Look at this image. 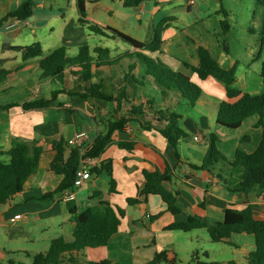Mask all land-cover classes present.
<instances>
[{"label":"crops","instance_id":"crops-1","mask_svg":"<svg viewBox=\"0 0 264 264\" xmlns=\"http://www.w3.org/2000/svg\"><path fill=\"white\" fill-rule=\"evenodd\" d=\"M24 1L0 0V52H2L0 64H2V68L13 72L0 83L1 151L8 152L15 138L36 143L46 151L51 148L53 140L62 139L66 144L79 132L88 134L85 145L90 149L97 135L105 130L109 120H113L116 115L119 117V114L114 112L115 103L93 98L83 99L63 93L56 95L48 108L25 110L23 108L25 102L34 99H51L55 91L63 89L60 83L43 77L38 59H31L21 66L23 63L22 53L14 50L13 47H24L34 43L42 45L44 56L62 46L67 48L69 57L77 56L82 46H88L91 50L107 48L108 52L103 54L108 56L111 63L109 66L95 68L92 82L102 81L105 87L113 90L115 94L121 88L126 89L127 98L133 105L147 108L150 102L154 108L176 112L181 116L179 126L189 136L187 140L190 143L198 144L201 149L195 155L192 154L193 160H195L192 162L191 159L186 158V150H183L179 143L178 157L175 149L161 134L154 130H143L138 121H133L114 135V142L105 149L99 158L84 159L81 166L85 164L89 169L99 168L102 162L111 161L112 178L117 192H109L111 178L105 171L99 175L92 174L83 186L73 191L75 197L73 202L76 204L78 212L82 213L95 205L96 201L91 200L90 196L95 191H101L104 200L110 202L112 206L125 209L126 214L121 219L118 233L107 246L87 248L84 253L79 254L80 258L92 262L109 260L113 264H146L157 253L166 251L168 260L175 261V264L178 261L181 264L207 262L201 259L199 251L188 252L185 256L179 255L178 249L181 250V246L186 244L180 241L179 231H166L164 227L172 221H185L189 216L214 225L216 222L223 221L226 209L242 210L248 204H252V206L258 204V212L252 207L253 213L257 219L264 220V196L244 199L243 194L228 192L224 185L207 171L196 169V166L202 163L206 155L207 136L210 134L221 138L234 134L233 136L237 138L236 141L239 140V145L236 143L233 145V155L230 157L231 159L228 158L230 161L234 159L237 149L248 153L254 152L261 140V128L257 126L258 116L245 120L241 127L234 131L221 127L216 121L213 122L216 120L219 103L226 99L225 88L213 78L200 81L182 64V62H186L196 66L198 64L197 48L205 47L223 68L235 67L237 73L239 66H242L243 71L239 76L237 75L239 89L251 95L263 93L264 83L260 76L262 64L260 54L255 57L251 53L250 62L247 59L241 62L229 53L227 47L223 46L220 48L219 54L215 55L211 43L201 39L198 32L196 35L192 31L190 23L187 22L191 15H197L195 20L204 23L211 18L213 13L219 17L220 15L225 16L227 11L223 7V0H205L204 2H198V0H147L141 4L138 10L125 8L123 5L125 0H85V23L79 22L77 0L68 2L71 12L74 14L76 11L78 14L75 17L74 15L67 17L63 8L60 9V15L54 13V1L33 0V16L29 19L33 24L9 27L10 19L5 20L6 16L15 11ZM46 10H49L51 15L47 14ZM55 19L59 24L57 31L54 26L49 25ZM135 21H137L136 25ZM179 21L184 23L186 28L177 29L174 24ZM162 22H165L162 36L163 45L161 51L157 52L135 49L120 39L111 37V33L105 31V28L111 27L141 42H149L154 36L155 28ZM90 25L99 27L109 36L91 32L88 28ZM193 25H196V22ZM47 26H49L51 34L45 37L48 38L45 48L40 41L43 39H40L38 30ZM23 27L30 29L33 34L32 38L22 37ZM171 29L174 30V33L166 39L165 35ZM208 33L206 31L204 35ZM54 35L59 38L56 43L53 42ZM22 38L25 41H20ZM137 53L146 55L153 60L162 61L172 70L189 76L193 82L194 79H197L201 83L203 97H200L196 103L205 106L209 113L200 112L196 108V103L193 106L190 105L176 91H170L163 95L156 86L154 78L146 75L145 66L139 63L136 58ZM258 60L260 64L256 68ZM78 70V68L70 67L66 71V78L70 86L76 79V76L71 75V71ZM9 105L11 106L8 107ZM128 108L129 105L124 103L123 110ZM195 137H199V140L196 141ZM119 142H133L135 149L133 151L123 149L118 145ZM66 148L68 156L70 147ZM153 148L165 155L173 168V187L178 192L177 205L181 209V213L177 216H172L167 211L165 203L157 195L149 196L147 201L141 204L130 206L127 203V199L137 196L138 189L144 184V158H149L152 161L158 160V155L155 154ZM0 160L7 162L9 157L3 156ZM62 179V175L47 170L46 161L42 160L41 169L29 178L23 193L17 195L9 204L0 206L4 207L0 209V234L6 235L10 241H32L31 231H28L22 223L29 222L33 216L34 221L40 219L46 222L50 221L51 225H47V228L54 226L55 232L60 233V236L73 240L74 224L70 221L71 215L64 199L67 192L44 198L46 194L53 193L58 188ZM15 214H27L30 218L25 222L12 223L11 218ZM156 215L157 217H154ZM236 239L240 241L232 242L239 254L236 260L216 264H248V255L255 250L254 237L249 234H236L231 240L235 241ZM15 252L14 248H0V259L4 261L13 259ZM26 254L30 256L37 253L28 251ZM205 256L207 257V254ZM161 264L170 263L163 262Z\"/></svg>","mask_w":264,"mask_h":264},{"label":"trees","instance_id":"trees-1","mask_svg":"<svg viewBox=\"0 0 264 264\" xmlns=\"http://www.w3.org/2000/svg\"><path fill=\"white\" fill-rule=\"evenodd\" d=\"M145 1L147 0H125L123 5L125 8L136 9ZM255 1L263 10L260 76L264 83V0ZM77 4L80 15L79 22L85 23V0H77ZM33 5V0H25L15 11L9 13L5 20L11 18L29 20L33 16ZM224 17L225 20L221 24L226 29L228 14H225ZM164 24L165 22H162L155 28L154 36L149 42L136 40L115 28L107 27L105 31H109L111 37L120 39L135 49L157 52L162 49ZM88 28L91 32L109 36L107 32L95 25H90ZM13 49L22 53L23 63L21 66L31 59H38L43 77L51 78L63 86V89L52 94L51 99H34L25 102L23 104L25 110L48 108L53 103L55 96L63 93L83 99L93 98L115 103L114 112L119 114V117L116 115L113 120H109L105 130L97 135L92 147L84 154H81L78 148H71L68 143L65 144L62 139L53 140L51 148L46 151L36 143L19 138L13 139L8 152L0 150V158L9 157L7 162L0 160V206L9 204L17 195L23 193L26 182L41 169L42 160L46 161L47 170L63 176L58 188L53 193L46 194L44 198L53 197L58 193L73 192L76 172L81 166V161L99 158L105 149L114 142V135L133 121H138L143 130H154L161 134L175 149L176 155L179 157L177 147L180 140L189 138L188 134L179 126L180 115L169 110L154 108L150 102L147 108L133 105L127 98L126 89L121 88L115 94L113 90L106 88L102 81L92 82L94 69L109 66L111 63L108 56L103 54L108 52L107 48L91 50L88 46H82L75 57L67 56V48L64 46L54 49L46 56L43 55V47L40 43L13 47ZM196 55L198 58L196 66L182 62L183 66L194 73L200 81L213 78L223 85L226 91V99L218 105L216 123L228 130H236L245 120L258 116L257 126L261 128V140L256 150L248 153L237 149L232 161L218 150V137L215 134L208 135L206 155L202 163L196 166V169L207 171L211 176L216 177L232 194H255L257 197H262L264 196V91L259 95H251L239 89L235 67L223 68L205 47H198ZM136 58L139 63L145 66L146 75L154 78L156 86L163 95L170 91H176L192 106L200 98L202 89L189 76L174 71L162 61L153 60L146 55L137 53ZM70 67L79 69L71 71V75L76 76L74 84L71 86L66 78V71ZM12 73L2 68V64H0V83ZM124 103L129 105L127 110H123ZM118 145L129 151L135 149L133 142H119ZM66 147H70L68 156ZM153 151L158 155V160L152 161L149 158H144V184L138 189L137 196L127 199V203L130 206L141 204L146 202L149 196L157 195L165 203L167 211L172 216H177L181 213V209L177 205L178 192L173 187V168L165 155H162L156 148H153ZM104 171L111 178L109 192L116 193L111 161L102 162L99 168L90 169L91 175H99ZM90 199L96 201V204L82 213L78 212L73 201L67 202V208L71 215L70 221L74 224L73 240L68 242L63 236L52 239L47 251L32 255L31 264H61L64 262L69 264H113L109 260L84 261L79 257V254L84 253L87 248L107 246L118 233L121 219L125 216L126 211L118 206H112L110 202L104 200L101 191H95ZM199 229H205L213 243H229L236 234L253 235L255 250L249 253L248 264H264V220L255 217L252 205L248 204L242 210L226 209L223 221L216 222L214 225L189 216L185 221H172L164 227L166 231L184 233ZM163 262L175 264V261L168 260L166 251L157 253L146 264H161ZM0 264L26 263L9 259L6 263ZM197 264L216 263L198 262Z\"/></svg>","mask_w":264,"mask_h":264},{"label":"rangeland","instance_id":"rangeland-1","mask_svg":"<svg viewBox=\"0 0 264 264\" xmlns=\"http://www.w3.org/2000/svg\"><path fill=\"white\" fill-rule=\"evenodd\" d=\"M50 2H53V11L54 13L61 14V10L63 8L64 12L66 13L67 17H71V15L77 16V12L74 11V14L71 12V9L68 8V2L70 0H47ZM205 0H198V2H204ZM210 1V0H208ZM223 7L225 11H227L228 18V27L226 29L222 26V21L225 20V17L220 15V17L213 13L210 19H207V22H201L195 20V17L197 15H191L188 17L187 22L190 23L191 29L193 32H198V35L201 39H205L209 41L213 48V53L215 55H218L220 52V48L223 46L227 47L229 53L235 57L236 59H239L241 62L244 59H247V61L251 60V56L254 55L255 57L260 54V38H261V29H262V16H263V10L261 7H259L256 4L255 0H223ZM37 11H40V9H37ZM47 14L51 15V12L49 10H46ZM57 14V15H58ZM178 15H180L178 13ZM59 20H61L59 18ZM56 19L51 22V26H54L55 31L58 30V23H56ZM194 22H196V25H193ZM30 24H33L30 22ZM137 24V21L134 23ZM177 29H183L186 28V25L182 22H178L174 24ZM24 33L22 34L23 38H32L33 34L31 33L29 28L23 27ZM208 31V34L204 33ZM174 33V30H169L165 38L168 39L171 34ZM48 34H51V30L49 26L44 27L43 29L38 30V35L40 37V40L42 44L46 48V42L45 38ZM196 37V36H195ZM20 41H25V40ZM59 38H57L55 35L53 37V42H58ZM110 43V42H109ZM251 53H253L251 55ZM2 52H0V55ZM18 55V53H15ZM250 57H249V56ZM8 56V53H7ZM246 61V60H245ZM244 61V62H245ZM250 62V61H249ZM243 64V63H240ZM247 64V63H246ZM259 60L256 64V68L259 66ZM30 70V68H28ZM242 66H239L237 75L239 76L241 74ZM28 74V71H26ZM194 83L197 84L201 89V83L194 79ZM203 97L202 94L200 96ZM199 100V99H198ZM197 100V101H198ZM197 104V103H196ZM200 112H204L205 114H208L209 111L207 108L200 103L197 104L196 107ZM215 117V116H214ZM214 120L213 122H215ZM228 130V129H227ZM234 131V130H229ZM216 133V132H215ZM217 134V133H216ZM232 134L229 137H219L217 139V148L218 150L225 155L227 158L231 159L230 157L233 155V145L234 143L239 145V140L236 141L237 138H235ZM222 142V143H221ZM183 150H186V158H189L194 162L193 155H195L197 152H199L200 146L195 143H190L187 139H181L179 142ZM208 146V144H207ZM190 153H189V152ZM193 154V155H192ZM85 190V189H84ZM244 199L247 198H254L257 197L255 194H249L244 195ZM252 205V204H250ZM252 207H254V210L258 212L259 205L254 204ZM4 207H0V209H3ZM22 225L29 231H31L32 235V241L27 240H19V241H10L6 235L0 234V248L1 249H12L14 248L16 250L15 254L13 255V259L17 262H23L26 264L32 263V255L28 256L26 253L29 251H33L34 253L38 252H44L47 251L50 243V239L54 237H58L61 234L55 232L54 226L51 228H47V225H51V222L43 221V219H40L39 221H34L33 216L32 219L29 222L22 223ZM178 236H180V241H182L184 244L181 246V250L178 249L179 255L185 256L188 252H200V257L203 261H207L209 263L215 262H227L230 260H236V257L239 255L238 250L235 247V244L232 242L238 243V239L235 241L230 240L229 243L226 244H220V243H213L210 241V237L205 229L197 230L192 233H184L179 232ZM68 242L72 241L71 238H65ZM35 241L34 243H32ZM51 242V241H50ZM207 254V257L205 256ZM7 261L1 260L0 263H6ZM177 264H181L180 261H178Z\"/></svg>","mask_w":264,"mask_h":264},{"label":"built area","instance_id":"built-area-1","mask_svg":"<svg viewBox=\"0 0 264 264\" xmlns=\"http://www.w3.org/2000/svg\"><path fill=\"white\" fill-rule=\"evenodd\" d=\"M29 24H30L29 20L11 18L8 25L9 27H14V26H26ZM87 138H88V134L86 132H79V133H76L67 143L71 148H78L81 154H84L86 151L89 150V147H86L85 145ZM195 140L198 141L199 137H195ZM89 160H92V159H89ZM90 178H91V173H90L89 167L85 164L80 166L76 172L74 188L76 189V188L83 186L85 182ZM64 197H65L64 199L66 202L73 201L75 199L74 192H70V191L65 193ZM29 218L30 217L27 214H15L11 218V222L12 223L25 222V221H28Z\"/></svg>","mask_w":264,"mask_h":264},{"label":"water","instance_id":"water-1","mask_svg":"<svg viewBox=\"0 0 264 264\" xmlns=\"http://www.w3.org/2000/svg\"><path fill=\"white\" fill-rule=\"evenodd\" d=\"M135 10H138V8H136Z\"/></svg>","mask_w":264,"mask_h":264}]
</instances>
